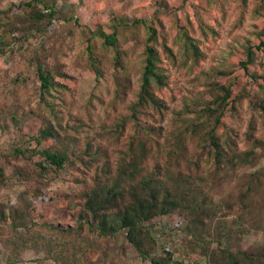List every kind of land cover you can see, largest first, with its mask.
Segmentation results:
<instances>
[{
	"label": "trees",
	"instance_id": "16d2710c",
	"mask_svg": "<svg viewBox=\"0 0 264 264\" xmlns=\"http://www.w3.org/2000/svg\"><path fill=\"white\" fill-rule=\"evenodd\" d=\"M187 1L183 0L182 5L184 6ZM202 1L208 6L218 2L220 15L225 18L226 1ZM59 2L58 6L57 0L52 3H45V0H23L18 5V12H14L17 5L7 10L0 9V56L17 49L21 52H30L28 61L34 67L35 87L43 104L52 110L54 104L47 99H58L59 96L53 95V91L61 93L65 90L63 86L65 84L60 83L59 79L67 80L74 76L65 70L49 68L44 62L41 52L45 48V35L56 21L61 19L65 21L72 19L76 25H80L73 9L76 3L73 4L71 0H58ZM163 3L165 4V0L157 1L158 9L149 19L138 18L124 12L114 14L106 23L110 32L105 30L94 32L89 27L91 36L101 40L100 51L113 54L112 56L96 54L90 44L87 63L88 69L93 71L98 80L107 75L113 78L116 97L122 91L121 80H128L130 83L139 73V90L136 100L131 104L133 116L139 112L149 117L151 114L143 110H154L157 111L160 120L166 118L168 106L159 92L164 87H170L169 79L173 68H184L191 59L197 62L203 54L201 44L192 34V30L206 39L218 33L210 24L187 17L184 23L178 22L175 41L183 42L178 50H174L169 43L167 26L161 16L164 13L172 15L173 11H166L168 7ZM180 8L179 6L178 10ZM263 9L264 0L257 4L254 12L261 14ZM69 12H72L70 17L67 16ZM262 16L264 17L263 13ZM130 33L138 36L143 45L142 64L135 72L133 67H130L127 51L120 45L123 34ZM37 35L42 38L39 44H30L31 37ZM259 35L264 36V26ZM263 45L264 40L260 39L258 44L253 42L247 46L248 62H241L246 74L249 73L247 63L252 60L254 49L262 50ZM161 49L166 53L171 68L165 64ZM219 74L228 73L220 71ZM19 77L20 75L16 80ZM252 77L254 80L258 78ZM261 78L264 80V76ZM201 85L204 86L200 93L203 98L190 97L191 103L186 100L184 108L178 112L177 119L181 122L179 129L167 133V142L161 151L166 150L168 165L162 173L158 174L156 169L146 171L141 166L148 151L151 133H161L150 124L129 135L128 149L115 165L109 158L108 150L101 144L84 141L83 146L75 147L74 136L70 134L71 127L63 123L59 112L50 110L49 116L31 110L28 114L18 116L17 111L11 110L1 115L4 121L2 126L4 131L11 130L12 127L20 129V133L15 135L19 142L14 144L12 155H20L27 160L26 167L22 164L13 167L12 177L32 182L39 188L45 184L48 174L56 178L62 174L76 173L73 181L76 185H82L83 189L79 194L81 208L73 218H77L82 227L93 229L101 237L123 238L137 252L143 263L188 264L174 258L173 251L169 248L164 247L163 254H159L162 251L159 250V239L154 233L157 229L162 230V225L158 226L153 222L155 218L178 214L187 221L183 232L191 235L193 243L202 242L204 252L210 249L212 242L216 243L211 254L205 253L210 264H264V250L240 247L245 236V224L249 221L258 222L264 218V166L261 165L264 159V137L252 131L234 136L231 133L225 136L218 134V127L227 108L232 107L236 110L238 104L245 99L244 91L234 94L230 83L224 82L223 79L206 80ZM250 99L249 103L261 115L264 127V95L250 96ZM199 105L200 108L195 110V115L201 120L197 122L189 115L190 111ZM36 116L41 120V126L36 128V133L27 138L22 126L25 121ZM251 128L254 127L250 124L248 129ZM113 132L121 136L124 133V121L114 122ZM237 138H244L245 145L240 147ZM48 140H51L52 144L41 148L43 142ZM190 140L195 143L201 140L205 143L204 149L214 164V169L206 175L200 172L193 173L190 169L186 172L182 170L172 172L171 161L179 159L194 161L196 154L189 151ZM195 145L199 146V143ZM197 149L198 147L195 151ZM131 154H133L131 160H125L126 156ZM102 158L103 161L98 162ZM93 166L94 172L89 180H86L84 174ZM244 169L246 170L241 172ZM7 180L5 168L0 166V189L5 186L4 182ZM216 181L221 184L228 182L237 189L238 200L233 198L227 207L232 210V207L235 209L237 206L238 210H235L238 218L234 217L235 219L227 221L218 216L220 203L215 200L214 195L217 192H214L213 187ZM40 192L36 191L35 194L38 195ZM35 194L30 193L29 189L24 190L20 197V206L18 208L10 206L9 211L8 205L0 200V225L9 224L12 231L18 233L21 227L29 228L35 223L29 219V209L33 205L32 197ZM235 201L237 202L234 203ZM49 228L60 233L59 227L50 225ZM64 232L62 234L69 233L68 230ZM206 235L212 239H206ZM74 257L77 260V252ZM59 258H63V255ZM63 262L72 264L70 258L63 259Z\"/></svg>",
	"mask_w": 264,
	"mask_h": 264
},
{
	"label": "rangeland",
	"instance_id": "374dc122",
	"mask_svg": "<svg viewBox=\"0 0 264 264\" xmlns=\"http://www.w3.org/2000/svg\"><path fill=\"white\" fill-rule=\"evenodd\" d=\"M23 0H0V9L7 10L17 5L14 12L19 11V4ZM55 0H45V3H52ZM158 0H71L75 10V16L79 18L80 25L75 20L56 21L52 29L45 35V48L41 52L44 62L49 68L65 70L74 78L59 79L65 85V90L55 93L58 99H47L54 104V110L46 107L41 101L35 87L34 67L29 64L30 52L12 51L9 54L0 56V166L5 168L8 178L5 186L0 189V200L7 204V211L10 206L18 208L20 197L24 190L29 189L30 193L40 192L33 195V205L29 209V219L34 221L29 228L21 227L18 233L10 228L9 224L0 225V264H65L63 259H71L72 264H149L143 263L137 252L123 239L114 237H101L93 229L87 226L82 227L77 218L73 215L81 208L80 191L82 185H76L73 179L77 176L59 175L54 177L48 174L45 184L37 188L34 183L20 181L12 177L13 167L27 163L20 155H12L14 144L19 142L15 137L20 129L12 127L4 131L1 115L11 110L18 112V116L28 114L31 110H37L45 115L51 111L59 112L63 123L71 127L70 134L74 136V146H83L84 141H93L101 144L108 150V155L113 164H117L128 149L130 134L138 132L142 126H154L160 134L151 133L148 141V151L143 158L142 168L146 171L156 169L162 173L168 165L165 157L167 133L178 130L181 122L177 119L178 112L184 108L186 100L191 103L190 97L202 99L204 86L201 84L206 80L223 79L230 83L233 93L244 91L245 99L238 104L235 110L227 108L222 123L218 127V134L225 136L231 133L232 136L252 131L264 137V127L259 112L249 103L250 96L259 97L264 95V45L263 49H254L253 58L249 61V73L246 74L241 62H248L247 46L264 40L259 32L264 26V9L261 14H255L257 4L262 0H224L227 2V14L225 18L220 15L218 2L212 6L206 5L202 0H188L183 6V0H165L166 11H173L172 15L162 14L163 21L167 26L169 43L174 50H178L183 41H175L178 33V22L184 23L185 18L200 20L210 24L218 30V33L207 39L200 36L195 30L192 34L198 39L202 48V56L197 62L188 61L186 67L181 69L173 68L170 73V87H164L159 95L167 104L166 118L160 120L157 111L143 110L144 113H136L131 104L136 100L139 90V73L128 80H121L123 87L119 96L114 93V80L107 75L97 79L92 70L88 69V46L91 44L93 51L100 55L112 56V53L100 51L101 40L92 37L89 27L94 32L105 30L110 32L107 22L114 14L128 13L138 18L149 19L156 10ZM60 2L57 5L59 6ZM181 7L178 10V7ZM175 7V9H172ZM72 12L67 14L70 17ZM178 17V18H177ZM240 17V20H239ZM76 26V27H75ZM196 26V25H195ZM88 27V28H87ZM73 28V29H72ZM90 37L92 40L90 41ZM41 36L31 37L30 44L38 45ZM121 48L125 49L130 58V67L133 71L140 69L143 58V48L139 37L130 34H123L120 40ZM44 52V53H43ZM161 56L165 64L170 67L166 53L161 49ZM224 71L228 74H219ZM20 77L16 80L17 76ZM258 77L257 80L252 79ZM260 76V77H259ZM232 78L231 80H229ZM200 89V90H199ZM194 107L190 111L191 119L200 122L195 115ZM156 114V115H155ZM50 116V114H49ZM196 117V119H194ZM52 118V117H51ZM39 117H33L25 121L22 126L23 133L30 138L36 133V128L41 126ZM124 121V133L117 136L113 132L114 122ZM251 124V129L248 126ZM14 129V130H13ZM130 135V136H129ZM144 136V135H142ZM148 138L147 136H144ZM24 140V139H23ZM240 147L245 145L244 138H237ZM199 143V146L195 144ZM52 144L51 140L43 142L40 146L45 148ZM204 141H189L190 153H195L194 161L187 162L171 161L172 172L188 169L193 173H204L206 175L214 164L207 151L204 149ZM198 147L197 151L195 148ZM197 152V153H196ZM133 154L127 155L125 160L129 161ZM103 161V158L98 162ZM264 166V159L261 161ZM162 168V169H160ZM247 169V168H246ZM242 170L241 172L245 171ZM94 172V166L84 174L89 180ZM223 184V183H222ZM219 181L213 185L216 202L220 203L217 210L218 216L231 221L238 218L236 215L237 206L232 210L227 207L233 198L239 193L230 183ZM238 200V198H236ZM235 201L234 203H236ZM235 217V218H234ZM154 223L162 225V230L154 232L159 239L160 251L166 247L173 251L174 258L183 260L188 264H210L207 254H211L216 243L210 244V249L202 247V242L193 243L190 234L184 233L187 221L178 214L159 216L153 220ZM44 223V226L43 224ZM59 227L60 233L52 230L49 226ZM48 226V227H47ZM245 236L240 244L241 248L252 250H264V218L258 222L246 223ZM68 230V234L64 231ZM206 239H212L206 235ZM63 244V245H62ZM18 246V249H16ZM78 254L77 260L74 255ZM63 255V258H59Z\"/></svg>",
	"mask_w": 264,
	"mask_h": 264
}]
</instances>
